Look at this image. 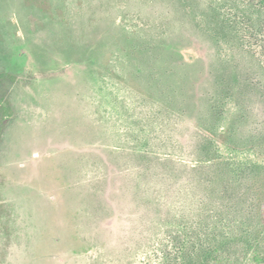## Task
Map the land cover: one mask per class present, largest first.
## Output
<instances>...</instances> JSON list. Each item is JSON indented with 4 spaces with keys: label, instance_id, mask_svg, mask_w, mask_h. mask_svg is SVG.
I'll use <instances>...</instances> for the list:
<instances>
[{
    "label": "rangeland",
    "instance_id": "1",
    "mask_svg": "<svg viewBox=\"0 0 264 264\" xmlns=\"http://www.w3.org/2000/svg\"><path fill=\"white\" fill-rule=\"evenodd\" d=\"M263 28L255 0H0V264H264Z\"/></svg>",
    "mask_w": 264,
    "mask_h": 264
},
{
    "label": "trees",
    "instance_id": "2",
    "mask_svg": "<svg viewBox=\"0 0 264 264\" xmlns=\"http://www.w3.org/2000/svg\"><path fill=\"white\" fill-rule=\"evenodd\" d=\"M229 1L234 2V3H236V2L237 3L238 2L244 3L245 2V0H229ZM251 1H253V0H251ZM255 1H257L259 3V5H264V0H255ZM262 12H263V9H262ZM254 22L255 21L252 18H250V20L248 22H244L246 24V27H247L246 31L249 34H251L252 32H255V29L257 27L260 28L262 25V23L259 24V23H254ZM263 30H264V28H263ZM7 77H8L7 75H0V86L3 83L2 79H6ZM0 106L3 109V112H5L7 114L8 108L5 107L6 105L4 106L3 104H1ZM1 131H2V128H1ZM198 249H199V246H198V248L195 247L189 251L188 256H187L184 264H232V263H230L231 260L229 262L219 261V259L221 257H219V255H218V252H219L218 250H212V251L208 252L206 255H201L199 252H196ZM235 257H236V259H238L239 255L236 254Z\"/></svg>",
    "mask_w": 264,
    "mask_h": 264
}]
</instances>
